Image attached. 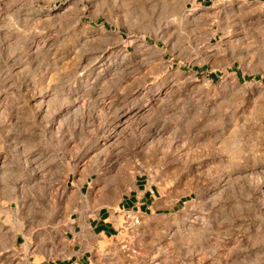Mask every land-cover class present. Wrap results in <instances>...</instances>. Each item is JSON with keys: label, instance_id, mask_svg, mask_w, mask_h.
Listing matches in <instances>:
<instances>
[{"label": "rangeland", "instance_id": "1", "mask_svg": "<svg viewBox=\"0 0 264 264\" xmlns=\"http://www.w3.org/2000/svg\"><path fill=\"white\" fill-rule=\"evenodd\" d=\"M138 186L91 264H264V0H0V264Z\"/></svg>", "mask_w": 264, "mask_h": 264}, {"label": "crops", "instance_id": "2", "mask_svg": "<svg viewBox=\"0 0 264 264\" xmlns=\"http://www.w3.org/2000/svg\"><path fill=\"white\" fill-rule=\"evenodd\" d=\"M263 0H245V2ZM86 184H88L86 182ZM81 182L72 191L82 193ZM153 197L150 189L138 186L128 197V201L117 205V209L98 208L96 203L86 201L84 210L69 216L60 226V234L43 247L35 246L28 255L27 264H91L100 243L116 237L123 222V210L135 214L146 212L147 200ZM82 208V206H81ZM57 239V240H55Z\"/></svg>", "mask_w": 264, "mask_h": 264}, {"label": "bare ground", "instance_id": "3", "mask_svg": "<svg viewBox=\"0 0 264 264\" xmlns=\"http://www.w3.org/2000/svg\"><path fill=\"white\" fill-rule=\"evenodd\" d=\"M78 1V0H77ZM144 44V43H143ZM145 45V44H144ZM147 47V46H146Z\"/></svg>", "mask_w": 264, "mask_h": 264}]
</instances>
